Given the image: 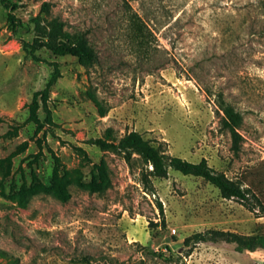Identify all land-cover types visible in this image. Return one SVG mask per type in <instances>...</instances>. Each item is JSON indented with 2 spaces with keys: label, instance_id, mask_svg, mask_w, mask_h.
I'll list each match as a JSON object with an SVG mask.
<instances>
[{
  "label": "rangeland",
  "instance_id": "obj_1",
  "mask_svg": "<svg viewBox=\"0 0 264 264\" xmlns=\"http://www.w3.org/2000/svg\"><path fill=\"white\" fill-rule=\"evenodd\" d=\"M9 1L21 26L0 3V264H264V247L226 241L264 233V0ZM54 20L53 37H82L97 59L24 47ZM219 93L242 116L238 154ZM132 130L206 159L248 200L172 169L149 191L138 156L89 142ZM196 233L207 240L186 245Z\"/></svg>",
  "mask_w": 264,
  "mask_h": 264
},
{
  "label": "trees",
  "instance_id": "obj_2",
  "mask_svg": "<svg viewBox=\"0 0 264 264\" xmlns=\"http://www.w3.org/2000/svg\"><path fill=\"white\" fill-rule=\"evenodd\" d=\"M1 5L9 11V22L12 30L15 32L21 26V22L15 14L13 9L15 4L9 0H0ZM49 2H44L41 6V13L48 11ZM36 28H41L40 18L36 16L32 19ZM49 31L46 34L45 29L39 31L38 38L28 43L23 41V45L29 48L31 52L39 49H46L54 56L70 55L81 60L93 61L97 59L96 54L86 46L85 40L82 37L75 39H61L52 36L53 33L59 32L62 28V23L57 20L51 21ZM59 77V70L54 63V74L44 90V103L47 97V88ZM218 107L222 112L220 116V130L225 131L230 136V149L234 154H238L241 149L242 135L238 131L241 123V113L229 102L224 99L222 93L218 94ZM46 108V107H45ZM46 112L49 110L46 108ZM89 142L100 148H107L116 153H121L124 159L129 163L133 155L140 158L146 169L141 174V182L147 190L151 191L150 178H165L168 175L169 169L175 170L183 175L200 177L209 184L216 187L224 198H236L241 201L248 200L247 190L236 185L233 181L228 179L223 173L212 169L206 159L202 158L198 162H190L177 156H169L156 148L149 140L145 139L139 132L130 131L124 134L117 142H109L101 138L91 139ZM150 167V169H148ZM160 211H162L161 204L158 203ZM260 227H263L261 225ZM226 241L234 243L237 251L254 250L258 246L264 247V233L258 231L255 236L247 239L241 238L235 234H226ZM205 234L196 233L185 240V244L190 242L206 241ZM160 255V254H159ZM175 264H180L176 262Z\"/></svg>",
  "mask_w": 264,
  "mask_h": 264
}]
</instances>
